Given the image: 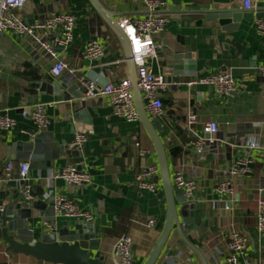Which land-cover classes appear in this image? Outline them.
I'll use <instances>...</instances> for the list:
<instances>
[{"label": "crops", "instance_id": "crops-1", "mask_svg": "<svg viewBox=\"0 0 264 264\" xmlns=\"http://www.w3.org/2000/svg\"><path fill=\"white\" fill-rule=\"evenodd\" d=\"M109 10L122 18L144 17L148 8L144 0H100ZM168 6L162 12L195 8H239L245 0H181L177 6L173 0H167ZM253 8H264V0H251ZM69 12L76 17L74 40L67 48L59 49V57L68 63V68L60 77L49 73L50 62L33 44L19 38L11 31L0 32V113L15 119L12 130H0V202L6 203V209L26 200L19 199L20 188L9 186L7 181H18L16 175L7 180L5 162L19 163L18 148L21 142L33 138L36 133L49 132L57 143V150L49 152L42 161L31 163L30 182L33 185L35 201L53 205V198L62 195L72 199L81 210H90L94 215L97 230L95 238L101 240L100 250L108 260L106 264H115L112 249L122 235L133 238V264H145L163 230L167 217V204L157 193L141 189L136 185V175L149 164H158L154 144L142 122H129L113 114L107 97L89 98L86 101L75 100L76 105L64 99L63 88L57 94L54 85L60 81L78 83L86 78L97 85L119 83L130 79L125 52L118 36L105 20L97 13L90 0H28L19 10V15L27 23L42 20L51 12ZM165 30L157 36L161 45L159 55L148 59V64L156 74L164 75L170 83L161 96L165 113L155 117L162 119L166 130L160 134L165 146L172 183L174 176L182 172L185 177L197 182L196 198L190 207L192 222L183 223L182 232L175 225L156 264H228L230 234L238 230L249 240L246 251L239 255L240 264H264V231L257 228V204L264 196V161L257 155L261 149L246 148V154L253 155L254 167L244 174L227 175L240 159L247 134L241 139L237 134L220 129L222 124L236 123L237 116L248 117L264 114V80L260 68L264 66V36L257 30L256 17L248 23L243 21L237 31L228 33L222 29L218 20L204 18L199 25L197 20H178L170 17ZM98 40L105 47V55L97 61L84 56L86 45ZM235 40L242 52L232 44ZM197 53V76L185 77L187 81L201 78L218 71L231 73L235 77L237 92L241 96L233 102L223 97L212 85L197 84L181 88L172 82L173 56L177 52ZM47 84V87L45 86ZM195 90V94L190 92ZM47 105L51 124L40 129L30 115L34 104ZM84 110L78 115L75 109ZM193 111L199 117L197 131L203 133L205 122L214 120L219 124L216 135L217 147H209L204 156L198 155L191 145V132L188 125L189 113ZM76 116V117H75ZM87 137L83 149L84 168L92 176V183L74 187L61 178L62 169L75 164V157L61 154L64 144L73 142L77 134ZM250 140H257L264 147V131L257 128ZM149 153L141 156L139 148ZM59 150H61L59 152ZM66 151V149H65ZM58 155H57V154ZM56 154V155H55ZM231 178L236 202L231 209H225V201L215 191L220 179ZM163 189L160 177V190ZM54 202V201H53ZM181 205H179V208ZM10 214V210L8 212ZM34 237L44 232V223L49 217L46 210L32 209ZM103 217H105L103 219ZM156 219L154 227L147 226L149 219ZM79 221L75 217L56 216V230L48 233L57 240L61 230L71 224L70 233ZM0 264H52L37 260L21 253L11 252L0 234Z\"/></svg>", "mask_w": 264, "mask_h": 264}, {"label": "built area", "instance_id": "built-area-1", "mask_svg": "<svg viewBox=\"0 0 264 264\" xmlns=\"http://www.w3.org/2000/svg\"><path fill=\"white\" fill-rule=\"evenodd\" d=\"M28 0H0V32L11 31L19 38L26 39L28 43L33 44L35 50H40L50 62L49 73L53 77H60L68 68V63L59 57V49L67 48L74 40V30L76 26V17L69 12H51L42 20L33 24L27 23L19 15ZM148 8V13L144 17L122 18L118 21L120 27L128 35L133 58L137 66L138 85L141 90L145 109L155 117H161L165 113V106L161 96L170 84L162 74H156L148 64V59L159 55L161 45L157 42V36L165 30L168 18L162 12L168 6L167 0H144ZM251 0L244 1L246 9L253 8ZM256 26L259 34L264 36V21L257 19ZM105 55V47L98 40H91L87 43L84 56L89 60H100ZM260 73L264 80V66L260 68ZM84 87L85 95L82 101L95 97H107L112 106L113 114L129 122L140 120L138 108L136 105L133 86L130 79L122 80L119 83H109L106 86H99L96 82L86 78L80 79ZM189 87L197 84L212 85L223 97H228L237 90L235 77L227 71H218L201 78L191 79L187 82ZM25 115H30L40 129L47 128L51 124V119L47 113V105L43 103L34 104L29 110H24ZM199 123L198 115L191 111L188 116V125L191 132V145L195 152L204 156L209 147H219L216 135L219 132L217 121L211 120L203 124L202 131H197ZM16 126L15 119L7 114L0 113V130H12ZM209 135V136H207ZM247 138L245 142L239 145L249 149H261L264 154V147L259 141ZM87 137L85 134H77L75 140L68 144L70 150H82ZM139 148L141 156H146L149 151ZM249 161L247 158L239 159L227 175L244 174L248 170ZM31 164L27 161L19 163L10 162L6 167L7 180L13 179L16 175L20 185V194L26 200L34 198L33 185L30 182ZM67 184L74 187H81L92 183V176L86 168L79 164H69L65 166L61 173ZM160 168L156 164H149L136 175V185L141 189H147L153 193L160 191ZM174 185L178 189L184 190L185 199L188 204L194 202L196 198L197 182L194 179L187 178L182 172H177L174 176ZM217 194L225 201V209L229 210L236 202L234 197V188L230 176L220 179L215 187ZM53 204L56 209V216L75 217L85 222L94 220V215L90 210H81V208L72 199L58 195L53 198ZM6 210V203L0 202V229L3 226L2 214ZM156 219L151 218L147 226L154 227ZM56 222L46 221L44 228L46 232L53 233L56 230ZM257 228L264 231V196H261L257 204ZM249 240L242 232L235 230L230 234L228 249L230 256L228 264H240L239 255L244 253L248 247ZM112 256L115 264H133V238L130 235L119 237L112 249Z\"/></svg>", "mask_w": 264, "mask_h": 264}, {"label": "water", "instance_id": "water-1", "mask_svg": "<svg viewBox=\"0 0 264 264\" xmlns=\"http://www.w3.org/2000/svg\"><path fill=\"white\" fill-rule=\"evenodd\" d=\"M90 2L94 6L97 13L105 20L122 43L125 58L129 67L130 80L133 86L140 121L151 138L157 153L163 185V189L157 193V197L162 202H166L167 217L161 235L145 263L156 264L173 232L175 225L182 232L184 222L193 223L192 218L188 216L189 210L190 208H193V206L190 207L186 202L184 190L174 189L167 152L160 136V134L166 130V126L164 125L162 119H156L153 121L145 109L141 90L138 85L137 66L133 58L132 45L128 35L120 27L116 19L117 14L115 12L109 10L100 0H90ZM173 3L177 6L182 5L181 0H173ZM166 17L178 20L195 19L198 21L197 23L199 25L202 23L204 18L215 19L219 21V24L224 31L231 33L237 31L243 21L250 23L255 19V17L256 19H262L264 21V8L233 9L188 7L170 12L166 15ZM232 44L238 48V52L243 51V48L240 47L235 40H232ZM173 59L174 64L171 66L173 69V84L178 85L181 88H189L186 78L197 76V53L192 51L177 52L174 54ZM223 71H225V69ZM107 84L103 86H106ZM45 86L47 87V84ZM53 88H55L57 94L60 92V88H63L65 90L63 94L64 99L68 102L73 101V105H76L75 100H82L85 95V90L81 83L79 85L76 82L71 83L67 81H60L55 84ZM190 92L195 94L194 89H191ZM240 96L241 93L234 91L228 96V100L229 102H233ZM83 112L84 110L78 108L74 110L75 115ZM247 119H250L251 122H244L245 117L241 115L237 116L236 123H224L220 126V129L224 132L230 133L231 136L237 134L239 139L243 137V133L247 134V138L251 137V134L257 128L264 131V114H257L252 118H246V120ZM31 133L33 138L30 141L21 142L14 147L15 149L18 148L16 156L18 160L36 163L48 157L49 152L57 150V143L49 132L36 133L35 131H31ZM217 149H219L220 152L221 150H224V148L220 146ZM61 150H59V152L61 151L62 155L68 154L75 157V163L80 166H82L85 162L83 152L80 150H70L67 143L64 144ZM237 156L240 159L247 158L251 161L248 164V167H254L253 155L246 154V148H244L242 154L239 153ZM257 158L264 161V154L262 153L261 155H257ZM10 162V160H7L5 164L7 165ZM7 184L12 187H20L23 182L16 180L7 181ZM21 198L22 195L19 194V199ZM179 205H181L180 208ZM33 208L39 211L46 210V214L49 217L48 221H56V209L54 204L50 206L49 203L39 200L24 201L20 204L19 208L17 205H13L11 208L6 209L2 214L3 226L0 229V234L3 237V240L8 244V249L11 252L21 253L34 257L37 260L52 264H106L108 258L102 254L100 250L101 240L99 238H95L97 230L93 223L94 220L85 224L81 223L82 221H79L72 234L69 230L71 228V224H69L67 228L61 230L60 236L57 240H55L54 237L47 232H44L39 238H35L32 225V220L34 218L32 215ZM9 210L10 214L8 213ZM104 218L105 217H103V219ZM200 256L204 264H207L206 259L201 253Z\"/></svg>", "mask_w": 264, "mask_h": 264}]
</instances>
